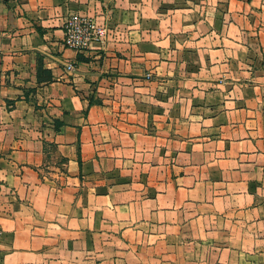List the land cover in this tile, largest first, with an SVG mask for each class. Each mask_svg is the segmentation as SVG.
<instances>
[{"label":"crops","instance_id":"obj_1","mask_svg":"<svg viewBox=\"0 0 264 264\" xmlns=\"http://www.w3.org/2000/svg\"><path fill=\"white\" fill-rule=\"evenodd\" d=\"M0 264H264V0H0Z\"/></svg>","mask_w":264,"mask_h":264},{"label":"built area","instance_id":"obj_2","mask_svg":"<svg viewBox=\"0 0 264 264\" xmlns=\"http://www.w3.org/2000/svg\"><path fill=\"white\" fill-rule=\"evenodd\" d=\"M110 36V28L96 19L80 15H70L64 24L65 47L76 52L88 50L93 43L102 44ZM73 66H68V71Z\"/></svg>","mask_w":264,"mask_h":264},{"label":"trees","instance_id":"obj_3","mask_svg":"<svg viewBox=\"0 0 264 264\" xmlns=\"http://www.w3.org/2000/svg\"><path fill=\"white\" fill-rule=\"evenodd\" d=\"M93 104H95V102H90V106H92ZM61 125L56 123V128L59 129Z\"/></svg>","mask_w":264,"mask_h":264}]
</instances>
